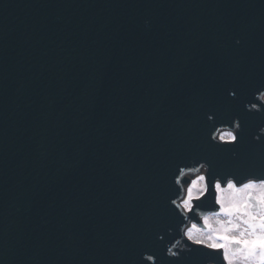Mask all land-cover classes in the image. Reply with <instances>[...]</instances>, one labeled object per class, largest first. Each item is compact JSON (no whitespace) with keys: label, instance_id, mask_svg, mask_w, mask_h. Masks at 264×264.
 <instances>
[{"label":"water","instance_id":"1","mask_svg":"<svg viewBox=\"0 0 264 264\" xmlns=\"http://www.w3.org/2000/svg\"><path fill=\"white\" fill-rule=\"evenodd\" d=\"M261 87L264 0H0V264H204L156 239L170 178L264 172ZM234 116L238 144L213 143Z\"/></svg>","mask_w":264,"mask_h":264},{"label":"clouds","instance_id":"2","mask_svg":"<svg viewBox=\"0 0 264 264\" xmlns=\"http://www.w3.org/2000/svg\"><path fill=\"white\" fill-rule=\"evenodd\" d=\"M149 27V21H145ZM235 44H241L237 38ZM235 99V89L228 90ZM244 110L264 115V87L244 101ZM207 120L214 123L213 113ZM242 123L239 116L230 122L215 125L210 140L220 146H234L239 142ZM264 138V124L252 135L259 143ZM233 158L237 153H231ZM178 169V170H177ZM173 198L169 200L177 216L176 228H168L171 242L162 233L156 239L165 244V256L180 260L193 251L202 252L215 264L214 253L219 252L223 264H264V172L246 174H216L205 159H191L177 166L171 176ZM142 261L161 264L156 255L145 251Z\"/></svg>","mask_w":264,"mask_h":264}]
</instances>
